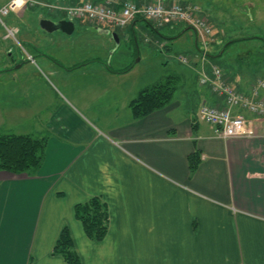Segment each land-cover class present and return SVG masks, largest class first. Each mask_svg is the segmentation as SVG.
<instances>
[{"label":"crops","instance_id":"crops-1","mask_svg":"<svg viewBox=\"0 0 264 264\" xmlns=\"http://www.w3.org/2000/svg\"><path fill=\"white\" fill-rule=\"evenodd\" d=\"M62 1L68 2L64 10L81 3ZM137 22L126 28L134 30ZM65 51L69 57L62 52V62L70 66L57 65L60 72L53 66L57 63L40 54L47 78L83 76L78 81L44 80L56 107L49 97L17 112L0 105V133L47 138L38 175L0 171V264H67L54 253L64 228L82 264H264V114L246 115L253 137H218L200 111L206 101L221 106L225 101L200 86L198 73L178 60L180 81L194 86L193 96L184 95L181 102L175 95L165 108L136 120L130 102L162 81H135L134 67L125 62L114 69V48L105 52L109 62L97 58L96 50ZM196 52L195 40L181 56ZM191 58L200 72L201 60ZM207 60L213 65L212 58ZM34 63L33 57L31 66L38 65ZM226 74L229 83L250 94L253 83L244 73L241 84V78ZM24 83L37 89L31 80ZM194 154L200 163L191 172L188 159ZM94 198L109 213L102 241L89 239L75 215L78 205Z\"/></svg>","mask_w":264,"mask_h":264},{"label":"rangeland","instance_id":"rangeland-1","mask_svg":"<svg viewBox=\"0 0 264 264\" xmlns=\"http://www.w3.org/2000/svg\"><path fill=\"white\" fill-rule=\"evenodd\" d=\"M189 1L201 8L202 14L209 20L213 28L214 32L211 35V40H209V46L206 48L208 56L214 62L213 66L226 70L229 75L236 77V79L241 78L239 84L244 77L243 73L246 77L245 80L253 84L260 79L264 80V0ZM49 2L48 5L36 3L32 7L21 8L17 13L10 12L8 15H0V105L2 107L16 108L17 112L22 106L24 107L32 101H39L44 97H49L50 102H53L54 107H56V98L48 91L44 85V80L49 83L50 80L55 82L56 79L68 80L69 75L61 73L56 77L49 76L47 78L45 68L40 62V54L45 55L54 64L57 63L53 66L58 65L65 68L70 66L67 61L62 62L63 59L60 55L62 52H64V58L69 57L65 53L68 51L65 50H75L82 53L85 52L83 49L96 50L95 56L97 58L109 62L110 56L107 61V58H104L107 55L105 52L114 48L115 53L112 60L114 69L119 67V63L125 62L126 65L134 67L133 79L135 81L145 83L154 79L158 83L169 76L180 74L182 65L179 63V57L181 54H185L189 45L191 47L195 40L197 47H200L201 52H203L204 38L201 35L198 37L199 34L188 25L179 23L158 27L146 20L136 19L133 21V23L138 21L137 28L134 30L133 28L120 29L108 25L98 26L99 30H105L102 32L96 30L95 27L84 25L85 18H74L75 31L72 35L68 36L60 31L49 34L40 28L39 23L42 16L44 19L55 22L68 18L72 19L67 13L62 12V10L67 11L64 9L68 7V2L62 0H50ZM6 3L7 0H0V12L8 7H4ZM73 5L76 6L75 3ZM177 25L181 26L176 27ZM187 27L192 30L195 37L191 31H188ZM106 31L110 33L106 34ZM8 32H14L16 35L14 38H9ZM113 33L119 36L120 45L118 47L112 37ZM178 37L182 39L181 43L175 42L176 39H179ZM241 38L257 39L237 42L226 48L228 43ZM157 42L160 45L162 43L168 46L170 49H167L168 51L160 49ZM8 50L17 54H24L28 61L25 64L19 61L15 65L10 63L11 71L5 72L4 64L7 61L5 53ZM90 52L92 54V51ZM195 54L192 55L202 59L199 52ZM29 56L35 58L37 66H31ZM204 61H199V66L208 68L210 60L205 59ZM61 62L64 66L61 65ZM191 65L189 63V66L192 67L190 69L198 73V68ZM58 66L56 72L61 70ZM240 70L243 71L241 75ZM82 77L73 75L69 78H75V81H78ZM14 80H18L16 85L13 83ZM25 80L35 82L37 89L35 87L25 88ZM191 87H187L183 81H180L175 94L176 98L181 97L179 100L182 102L184 95L193 96L196 89L194 86ZM33 111L36 109L33 108ZM3 116L7 120V115Z\"/></svg>","mask_w":264,"mask_h":264},{"label":"built area","instance_id":"built-area-1","mask_svg":"<svg viewBox=\"0 0 264 264\" xmlns=\"http://www.w3.org/2000/svg\"><path fill=\"white\" fill-rule=\"evenodd\" d=\"M35 4L32 0H14L0 15L17 13L21 8ZM67 15L72 19L85 18L96 26L108 25L120 29L126 28L136 19H144L158 27L185 24L198 33V37L201 35L204 38L203 52L200 54L202 59H199L202 62L208 59L206 48L209 46L213 30L208 20L200 15L199 8L193 5H168L166 0H143L139 4L131 0H81L79 6L67 10ZM8 34L9 38L16 35L14 32ZM160 47L164 48V45ZM179 60L187 66L192 58L185 55L180 56ZM198 75L200 86L209 87L218 100L225 101L222 106L204 102L200 111L203 121L214 127L216 134L222 139L253 137L255 133L246 114H264V99L260 97V92L264 90V80L253 86L247 95L229 83L225 79L224 71L218 66L211 65L209 69L203 67ZM235 109L240 111L233 113Z\"/></svg>","mask_w":264,"mask_h":264},{"label":"trees","instance_id":"trees-1","mask_svg":"<svg viewBox=\"0 0 264 264\" xmlns=\"http://www.w3.org/2000/svg\"><path fill=\"white\" fill-rule=\"evenodd\" d=\"M250 39L257 38L234 40L228 43L226 48L234 43ZM165 47L170 49L166 45ZM224 73L226 77L227 74L225 71ZM179 83L180 76L172 75L161 83L141 91L137 98L129 104L134 119H143L153 112L168 106L173 101ZM247 95L249 94L247 93ZM46 142L47 138L45 137L36 138L0 133V171L16 175L27 174L35 176L44 162ZM188 161L191 172H194L200 163V157L198 154H194L189 157ZM75 215L76 219L82 223L84 233L89 239L93 241L105 239L108 233L109 213L106 204L102 200L94 198L87 204L78 205ZM54 253L61 256L67 264H82L80 257L74 250L73 240L67 228L62 230L54 247Z\"/></svg>","mask_w":264,"mask_h":264},{"label":"water","instance_id":"water-1","mask_svg":"<svg viewBox=\"0 0 264 264\" xmlns=\"http://www.w3.org/2000/svg\"><path fill=\"white\" fill-rule=\"evenodd\" d=\"M40 28L49 34H53L55 32H62L68 36L72 35L75 31V24L73 21L69 20H61L59 22H54L52 20L43 19L39 23ZM100 31V30H99ZM105 32V31H102ZM109 31H106V34H109ZM114 41L116 42V46L120 45V39L117 34L112 35Z\"/></svg>","mask_w":264,"mask_h":264},{"label":"flooded vegetation","instance_id":"flooded-vegetation-1","mask_svg":"<svg viewBox=\"0 0 264 264\" xmlns=\"http://www.w3.org/2000/svg\"><path fill=\"white\" fill-rule=\"evenodd\" d=\"M5 56H6V59H7V61L4 64V71L5 72H10L11 71L12 68L9 65L10 63L15 65V63L19 61L20 63L25 64L26 61H27V59L25 58L24 54H17L15 52H10L9 50L6 51Z\"/></svg>","mask_w":264,"mask_h":264}]
</instances>
